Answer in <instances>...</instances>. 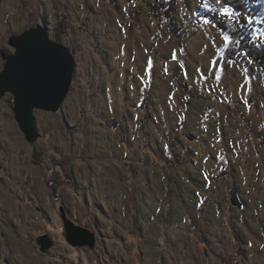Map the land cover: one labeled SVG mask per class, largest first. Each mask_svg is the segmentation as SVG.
<instances>
[{
    "label": "rangeland",
    "instance_id": "374dc122",
    "mask_svg": "<svg viewBox=\"0 0 264 264\" xmlns=\"http://www.w3.org/2000/svg\"><path fill=\"white\" fill-rule=\"evenodd\" d=\"M205 5L0 0V73L37 25L76 62L61 109L35 110V143L0 99V264H264V74L226 57L236 41ZM61 207L94 248L67 241Z\"/></svg>",
    "mask_w": 264,
    "mask_h": 264
},
{
    "label": "water",
    "instance_id": "95a60500",
    "mask_svg": "<svg viewBox=\"0 0 264 264\" xmlns=\"http://www.w3.org/2000/svg\"><path fill=\"white\" fill-rule=\"evenodd\" d=\"M9 44L15 52L5 55L0 73V99L8 92L13 94L15 119L27 140L35 143L39 139L35 110L61 109L73 83L76 62L69 48L53 41L42 25L11 36ZM51 191L53 199L58 201L60 194L55 183H51ZM231 197L242 208L235 191H231ZM60 211L67 241L72 246L94 248L95 233L68 219L63 207ZM35 242L42 252L53 246L48 235L37 237Z\"/></svg>",
    "mask_w": 264,
    "mask_h": 264
},
{
    "label": "trees",
    "instance_id": "16d2710c",
    "mask_svg": "<svg viewBox=\"0 0 264 264\" xmlns=\"http://www.w3.org/2000/svg\"><path fill=\"white\" fill-rule=\"evenodd\" d=\"M228 3L236 8L237 0H228ZM172 4L164 5V8L168 6L167 10V18L172 19ZM224 6V2L222 0L221 4H217L216 0H206L205 9L202 11L205 12L204 17L212 22H218L221 7ZM240 10V9H237ZM249 10H253L255 12H260L264 10V0H258L256 3L248 0V5L246 9L241 10L242 16L246 15ZM171 12V13H170ZM225 28L226 32L232 39L236 41L235 47H230L226 52V57L230 56L229 54L234 53L235 55H239L238 57H242L244 54L247 58H249L256 66L257 72L260 74H264V16H256L253 20V24L251 28L247 24H244V27L238 29L239 32L243 33L244 39L237 42V35L234 32L236 25L233 21L227 20L225 18ZM259 20L261 23H257ZM260 33V34H259ZM57 39L60 40V35L57 36ZM57 42V41H56ZM60 42V41H58ZM234 56V55H233ZM228 59V58H227ZM231 59V56H230ZM233 59V58H232ZM226 63V62H225Z\"/></svg>",
    "mask_w": 264,
    "mask_h": 264
},
{
    "label": "snow or ice",
    "instance_id": "6c2138e0",
    "mask_svg": "<svg viewBox=\"0 0 264 264\" xmlns=\"http://www.w3.org/2000/svg\"><path fill=\"white\" fill-rule=\"evenodd\" d=\"M221 2H222V0H216V3L218 5L221 4ZM223 2H224V6L221 7L218 15L220 17L227 18V20L233 21V23L236 25L234 32L237 35V42L239 43L240 41H242L244 39V36H243V33L238 31V29L243 28L244 24H247L249 26V28H251V26L253 24V20L256 16H264V10H261L260 12H255L253 10H249L246 15L242 16L241 10L247 8L248 0H237L236 8L231 6L228 3V0H223ZM237 9H240V10H237ZM205 22H207V21H205ZM256 22L261 23V21H259V20H257ZM224 44H225V47H227V44H228V37L227 36L224 37ZM176 58H177L176 54L173 53L172 59H176ZM225 62L227 63V61H225ZM148 65H149V70H150L151 66H152L151 59H149ZM219 68H220V65L218 64V62H212L207 68H205L203 70L197 69V73H198L200 78L207 79V74L209 72H212V74L215 76V70L219 69ZM216 78L219 79V77H216ZM209 88L211 89V86H209Z\"/></svg>",
    "mask_w": 264,
    "mask_h": 264
}]
</instances>
